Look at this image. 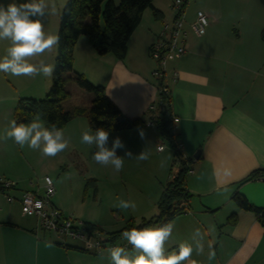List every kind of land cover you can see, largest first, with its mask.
I'll list each match as a JSON object with an SVG mask.
<instances>
[{"label":"crops","instance_id":"obj_1","mask_svg":"<svg viewBox=\"0 0 264 264\" xmlns=\"http://www.w3.org/2000/svg\"><path fill=\"white\" fill-rule=\"evenodd\" d=\"M170 6L171 2H154L161 19H156L151 9L144 12L122 60L98 55L88 38L81 37L75 48V64L80 49L99 56L100 67L105 70L101 84L108 96L128 118L144 121L120 132L127 142L124 150L132 154L146 152L149 142L159 137L148 116L157 94L152 76L155 62L149 48L163 23L173 18ZM198 11L209 19L206 34L196 36L187 27L186 53L170 62L167 70L169 78L177 74L176 81L169 82L171 113L179 119L178 143L184 158L192 160L193 172L186 180L192 198L187 211L172 221L166 255L177 251L181 243L193 244V233L198 229L204 253L194 251L193 264H264V227L253 212L238 209L233 201L240 193L254 206H264V181L241 183L253 171L264 168V0H219L199 7L198 2L188 3L186 21L192 22ZM83 119L78 116L61 129L73 148L82 133L90 131L88 120ZM8 125L1 118L0 132ZM7 147L8 140L0 141V163L7 159ZM24 190L33 191H20ZM20 197L17 194L16 201L9 203L0 196V264H109L106 253L88 252L83 245L78 248L85 252L70 249L75 246L61 236L54 239L42 234L37 218L30 223L22 215ZM52 202L63 210L55 197ZM233 213L237 216L235 224L229 222ZM119 218L108 224L92 223L113 232L124 227L117 225L124 221Z\"/></svg>","mask_w":264,"mask_h":264},{"label":"rangeland","instance_id":"obj_2","mask_svg":"<svg viewBox=\"0 0 264 264\" xmlns=\"http://www.w3.org/2000/svg\"><path fill=\"white\" fill-rule=\"evenodd\" d=\"M114 1L119 4L121 0ZM174 1L154 0V2L164 4L171 2V11ZM9 2H12V0H0V3L4 4ZM14 2L23 3L25 0H14ZM47 2L55 4L57 12L54 15L41 18L43 30L46 35H58L60 13L67 1L47 0ZM196 2H198L199 7L204 2L215 3L219 0H188L189 5ZM211 7L213 8V6ZM82 38L87 40L85 36ZM7 43L8 45H5ZM8 46V41H0V57L6 54L5 48ZM85 53L82 49L78 51L74 71L82 74L92 84L102 85L103 78L101 75L105 73V70L100 67L99 56ZM56 57L57 45L51 51L30 58L29 62L39 66V62L43 61L45 64L55 67ZM100 69L102 72H100ZM70 76V74L64 75L67 81L66 89L70 95L62 102L63 109L65 111H72L75 107L89 109L94 98L93 94L81 89ZM0 78V95L4 97L0 100V102L3 101V103H0V119L4 117L5 123L13 120L14 109L20 99H43L49 93L53 82V75L51 77H44L43 75L14 77L0 72ZM154 114V112L149 113V118ZM81 116L84 118L83 120H88L86 114ZM88 132L95 131L90 129ZM120 132H108L109 139L107 143V147L111 148L114 139L119 137L124 144L123 148L116 150L117 156L124 157V165L120 172H116L111 166L96 163L92 158V154L97 149L95 146L81 143V137L77 140V147L73 148V145L69 144L67 149L55 157H44L39 151H34L27 146L21 148L9 139V147L6 150L7 159L0 163V178L14 181L17 184L16 189L7 192L12 196H16L25 191H20L22 189L43 193L44 178L46 176L50 177L55 186L54 197L64 207L62 208L64 211H61L66 216L78 218L84 223H98L100 221L108 224L115 222L113 221L114 217H120L119 219L124 221L133 218L136 222L141 221L142 217L150 219L158 212L156 203L161 195L162 185H165L178 169V164L174 163L173 149L166 140L158 137L154 142H149L147 148L145 147L146 152L150 154L149 158L145 161H137L126 156L127 151L124 148L127 142L125 137L120 135ZM159 145L165 147L163 153L157 151ZM139 154L133 153V156ZM0 196L2 195L0 194ZM120 200L134 202L135 209H120L117 206ZM25 217L30 223L37 220L36 217ZM124 221L117 225L122 228ZM39 230L42 231L43 229ZM42 234L51 236L54 239L57 238L54 233L44 230ZM66 242L75 247L82 245L80 242L72 240H66Z\"/></svg>","mask_w":264,"mask_h":264},{"label":"trees","instance_id":"obj_3","mask_svg":"<svg viewBox=\"0 0 264 264\" xmlns=\"http://www.w3.org/2000/svg\"><path fill=\"white\" fill-rule=\"evenodd\" d=\"M185 3V6L187 5ZM148 9L156 19H161L162 14L154 7V0H121L116 4L114 0H67L59 18V42L57 44V57L53 72V82L49 93L43 99H20L14 109L13 120L17 124L30 123L37 114L45 127L55 125L63 129L75 117L86 114L91 130L104 129L107 132H120L131 130L144 123L141 119H130L119 109L102 85H94L82 74L74 71V52L81 37H87L91 47L100 56L113 55L119 60L126 57L128 42L140 25L144 12ZM264 42V31L262 32ZM65 74H70L77 85L94 98L91 107H75L72 111H65L62 102L69 97L66 89ZM162 84V83H159ZM166 111L160 108L150 118L155 129L162 139L172 147L174 163L178 164L177 172L163 186L157 201V214L150 219L143 218L140 223L131 218L124 227L118 231L106 232L109 242H116L122 237V232L132 228H151L154 225H164L184 214L192 194L187 189L186 180L191 170V159H186L178 143L176 122L171 113L172 97L163 93ZM151 113V112H150ZM254 180L264 181V168L253 171L241 183ZM233 201L238 209L253 212L257 220L264 227V206H254L242 194L236 193ZM236 213H233L229 222L236 223ZM91 230L105 232L101 227L86 222ZM68 247V246H67ZM85 252L78 247H68Z\"/></svg>","mask_w":264,"mask_h":264},{"label":"clouds","instance_id":"obj_4","mask_svg":"<svg viewBox=\"0 0 264 264\" xmlns=\"http://www.w3.org/2000/svg\"><path fill=\"white\" fill-rule=\"evenodd\" d=\"M55 4L47 0H25L16 3L14 0L7 4L0 3V41H8L5 55L0 57V72L14 77H35L43 75L51 77L54 66L39 62V66L30 63L29 59L51 51L59 42L57 35H46L43 30L41 18L56 14ZM143 137V132H141ZM11 139L21 148L39 151L44 157H55L69 146L61 129L53 125L45 127L39 114L28 124H17L11 120L9 125L0 132V141ZM109 133L104 129L95 132L85 131L81 135V143L95 146L97 149L92 154L93 160L103 166H111L116 172H120L124 165V157L117 156L116 150L123 148L124 144L119 137L113 141L112 147H107ZM149 153L142 151L133 156L126 152V156L137 161H145ZM163 166V165H162ZM51 183V178H47ZM120 209H135L134 202L120 200ZM174 225L169 222L162 226L151 228H132L122 232V239L131 246V250L124 247H111L105 249L109 264H193L192 255L204 253L203 237L197 229L193 233V244L181 243L178 250L166 255L165 245L170 240ZM209 244V249H211ZM211 253L209 259H211Z\"/></svg>","mask_w":264,"mask_h":264},{"label":"built area","instance_id":"obj_5","mask_svg":"<svg viewBox=\"0 0 264 264\" xmlns=\"http://www.w3.org/2000/svg\"><path fill=\"white\" fill-rule=\"evenodd\" d=\"M186 2L187 0H175L172 3L173 18L163 23L162 30L156 41L149 48V56L155 62L152 76L156 80L157 91L155 99L148 108L149 112H157L159 108L162 111L167 110L163 93L170 94L169 82H175L177 79L176 73L169 78L167 73L168 65L170 62L182 58L186 53V42L189 33L187 27L196 36H204L207 32L209 19L203 11H198L192 22L188 23L186 21ZM173 118L176 123L179 121L177 117L173 116ZM152 124L154 123L152 122ZM157 149L158 151H163L165 147L159 145ZM192 172V170L189 171V173ZM47 178L50 177L46 176L44 178L43 193L39 191L22 192L19 203L24 216L36 217L41 229L44 231L61 236L64 242L66 240L80 242L88 252L94 254L106 253L104 252L105 249L117 246L131 250V246L122 237L111 243L108 241L106 232L91 230L82 220L66 216L64 212L53 204L55 186L52 179L51 183H48ZM16 187L17 184L14 181L0 178V194L7 202L16 201L15 196L7 193L12 189H16ZM155 226L161 225L157 224Z\"/></svg>","mask_w":264,"mask_h":264},{"label":"water","instance_id":"obj_6","mask_svg":"<svg viewBox=\"0 0 264 264\" xmlns=\"http://www.w3.org/2000/svg\"><path fill=\"white\" fill-rule=\"evenodd\" d=\"M199 153H200V152H197L196 156H194V157H195V158H197V157H198V155H199Z\"/></svg>","mask_w":264,"mask_h":264}]
</instances>
